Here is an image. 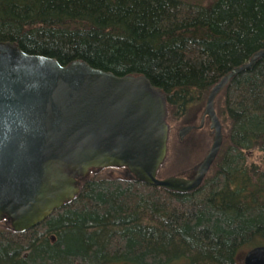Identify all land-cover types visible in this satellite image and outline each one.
I'll list each match as a JSON object with an SVG mask.
<instances>
[{"label": "trees", "instance_id": "16d2710c", "mask_svg": "<svg viewBox=\"0 0 264 264\" xmlns=\"http://www.w3.org/2000/svg\"><path fill=\"white\" fill-rule=\"evenodd\" d=\"M0 43L144 76L185 116L264 51V0H0ZM217 100L225 141L197 191L94 172L30 231L0 224V264H243L242 249L264 246V58ZM254 150L262 166L249 162Z\"/></svg>", "mask_w": 264, "mask_h": 264}, {"label": "water", "instance_id": "95a60500", "mask_svg": "<svg viewBox=\"0 0 264 264\" xmlns=\"http://www.w3.org/2000/svg\"><path fill=\"white\" fill-rule=\"evenodd\" d=\"M264 58L256 53L208 94L199 127L208 117L214 138L194 178H158L168 153L165 93L146 77H116L76 61L25 54L0 43V223L26 233L73 201L91 170L125 168L137 182L174 193L197 191L225 140L216 101L230 81ZM244 264H264V246Z\"/></svg>", "mask_w": 264, "mask_h": 264}, {"label": "rangeland", "instance_id": "374dc122", "mask_svg": "<svg viewBox=\"0 0 264 264\" xmlns=\"http://www.w3.org/2000/svg\"><path fill=\"white\" fill-rule=\"evenodd\" d=\"M188 1H192L193 3H198L201 5H206L212 2V0ZM217 104L218 100L216 101V108L218 107ZM204 107L205 104L202 106V103H196L195 106L189 108V111L185 116H178L175 114L171 115L169 113L167 122L170 126V140L172 144H170L171 151L168 153L164 167L159 173L160 179H165L168 177H180L185 179L194 178L198 167L208 154L210 146L213 142L214 133H211V140H209L207 143L195 133H192L188 139L186 138L183 141H180L178 133L182 127L187 124H191L196 119V124H198L200 116L203 114ZM222 126L224 134L226 135V127L224 124H222ZM249 158L250 163L262 166L263 158L261 154L257 152V150L251 152L249 154ZM99 171H101L99 176L106 178H129L131 176L129 171H127L125 168H109L104 170H91L88 177L94 172L100 173ZM247 253L248 251L246 249H242L238 254V260L243 264Z\"/></svg>", "mask_w": 264, "mask_h": 264}, {"label": "flooded vegetation", "instance_id": "af4514ba", "mask_svg": "<svg viewBox=\"0 0 264 264\" xmlns=\"http://www.w3.org/2000/svg\"><path fill=\"white\" fill-rule=\"evenodd\" d=\"M202 120H203V114L200 116V119H199V122L198 124H196L197 122V119L192 122L191 124H187L185 125L186 127H189V126H192V127H199L202 123ZM192 133H195L197 134L198 136H200L202 139H204L207 142H209V140H211V133H212V130L210 128V122L208 121L207 117L205 118L204 120V124L201 128H197V129H194L191 133H189L184 139H188L189 136L192 134ZM205 133V134H204ZM206 135V136H205ZM209 135H210V139H209ZM182 141V140H181ZM205 159V158H204ZM203 159V160H204Z\"/></svg>", "mask_w": 264, "mask_h": 264}]
</instances>
